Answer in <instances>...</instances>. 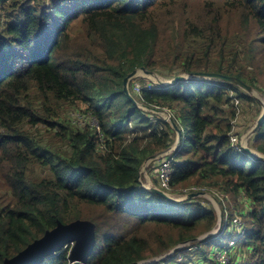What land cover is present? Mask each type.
Instances as JSON below:
<instances>
[{"label":"trees","instance_id":"1","mask_svg":"<svg viewBox=\"0 0 264 264\" xmlns=\"http://www.w3.org/2000/svg\"><path fill=\"white\" fill-rule=\"evenodd\" d=\"M143 67L192 76L140 77L139 92L131 79L128 94L125 78ZM212 73L264 95V0H0V264L78 220L96 234L86 264L144 261L148 233L154 255L169 253L151 264H220L227 248L204 246L230 228L180 247L216 227V209L140 180L177 139L151 109L169 110L183 133L171 192L219 190L225 218L233 197L245 232L232 264H264V158L232 141L240 101L260 100ZM253 138L264 155V120ZM73 244L33 264H71Z\"/></svg>","mask_w":264,"mask_h":264},{"label":"rangeland","instance_id":"2","mask_svg":"<svg viewBox=\"0 0 264 264\" xmlns=\"http://www.w3.org/2000/svg\"><path fill=\"white\" fill-rule=\"evenodd\" d=\"M254 23H252L253 26ZM262 57V53L259 54V58ZM154 77L150 76V74H139L137 75L138 77L133 78L135 80V83L137 85H141L142 82L139 80L140 77H147L148 81H151L153 83H158V82H162L164 84H167V82H169L172 79H165L164 77H162L161 75L155 73L153 74ZM259 80V84L262 86V90H264V73L262 75H260L258 77ZM141 82V83H140ZM252 96L258 98L260 100V104L258 105L257 103H252L250 101H246V100H241L239 107H237V110L239 112L238 117H236L235 121V128L233 130L234 134L238 133L240 135V137L238 138V136L236 135L237 139L234 137L232 138V141L236 144L238 142L241 143V145L245 148L250 150L254 155H259L264 156L255 146V144H253L254 138H253V134L255 133H250L251 129L256 125L259 117L261 115L264 114V95L261 91V89L259 88H253V90L250 92ZM240 100V99H239ZM154 112L162 115L164 118H167L169 120L170 117V112L168 110H154L151 109ZM239 139V140H238ZM174 149V146L172 148H170L168 151L171 152V150ZM167 151V152H168ZM163 154L159 155L157 158L162 161L163 159ZM158 160L154 161V159H148L146 160V162L143 164L142 168H141V177L140 180L142 182V184L148 188H157L159 190L161 189V185L160 182L156 183V178L157 176H159V165H156ZM197 188V189H196ZM192 187V188H185L182 191H180V193H172L171 191H168V195L171 198L177 199V201H183L184 199L189 198V196L191 194H193L194 192H199V187ZM172 190V189H171ZM201 191V190H200ZM204 193L203 194H199L196 195L195 197H197L199 199V201L202 202V204L205 205H212L216 211H217V216H218V222L216 227H214L212 230L207 231L199 236H197L194 240H192V242H187L185 244H181L180 247H184V246H189L191 244H193L194 242H198L201 240L206 239V235L209 232H212L213 234H217L221 229H223V231L226 233L229 228H230V232L234 231L231 234H226V235H222L223 233L221 232V234L215 238L214 240L208 242V245L204 246V249L206 250H211L212 245L215 244L218 247H220V249L224 250V248L226 249V251H221L219 250L217 252V260L219 261L220 264H232V257L235 256L237 249H233L237 246V242L240 240V237H242L243 233L245 232V228H244V217H242L241 215H238V208L234 202V198H231V201H229L227 203L226 206V210L228 212V216L225 218V216H223L224 220H228L226 222H224V220L222 221V223L220 222L221 219V215H223V203L224 201V194L219 192V190H215L213 189L212 191L207 190V188H203ZM193 197V198H195ZM237 209V210H236ZM230 217H236L233 219V221H230L229 219ZM227 222L230 223V225L225 228H221V226H225L227 224ZM224 233V234H225ZM164 234H161L160 237H164ZM233 236H235L234 238H232ZM147 238L149 241V250L147 252V259H145L144 261H141L139 264H151V263H155V262H160L165 260V258L168 256L169 253L163 254L161 256H156L154 255L153 252V247L156 245V234L155 233H148L147 234ZM231 240V241H230ZM72 243L75 244V241H71L70 244L72 245ZM73 244V246H74ZM191 250V249H190ZM193 253V252H192ZM191 253V254H192ZM191 254H187L185 256H181L179 257V259H183V258H190ZM246 260V258H242V261L244 262ZM191 264V263H189Z\"/></svg>","mask_w":264,"mask_h":264},{"label":"water","instance_id":"3","mask_svg":"<svg viewBox=\"0 0 264 264\" xmlns=\"http://www.w3.org/2000/svg\"><path fill=\"white\" fill-rule=\"evenodd\" d=\"M141 73L148 74V75L155 74L154 72H151L144 67L131 72L124 80L125 90L128 94H130L129 81L135 77H138L137 75ZM191 76H192L191 74H186V73L179 74L176 77L172 78V80L167 82V84H172L178 81L179 79L189 78ZM205 77L229 80L231 82H235L238 86L242 87L248 92H251L253 90V87L251 85L245 83L243 80L236 78V77L225 76V75L216 74V73L207 74ZM169 120H170L169 122L172 123L173 128L177 130V133H178L177 143L179 144L182 141V134H183L182 130L173 118L170 117ZM263 120H264V114L259 117L256 125L251 129L250 133H254L258 129V127L260 126ZM255 156L260 157L259 155H255ZM261 157L264 158V156H261ZM156 158L157 156H152L149 159H156ZM152 190L169 199L177 201V199L169 197L168 193L165 192L164 190H159L157 188H153ZM203 193L204 191H199L198 193L194 192L193 194L189 196V198L195 197L196 195L203 194ZM222 221H223V215H221V219H220L221 223ZM212 234H213L212 232H209L206 235V237ZM71 241L73 242L75 241V244L70 252V257H69L70 263L71 264H86L89 255L94 250L95 243H96V234H95L92 224L84 220H78L70 224H64L60 222L56 228L47 231L42 238L37 239L33 243L29 244L25 249H23L21 252H19L14 257L5 259L2 264L38 263V262H41L46 256L52 253H55L57 250L61 249L63 246L70 243ZM139 263L140 262H138L137 264Z\"/></svg>","mask_w":264,"mask_h":264},{"label":"built area","instance_id":"4","mask_svg":"<svg viewBox=\"0 0 264 264\" xmlns=\"http://www.w3.org/2000/svg\"><path fill=\"white\" fill-rule=\"evenodd\" d=\"M147 87L152 88L153 86H152V84H149ZM139 90H140V84L136 85V91L139 92ZM232 138H234V137H232ZM168 150L161 153V154H163L164 157H163V160H162L160 168H159V176H160L162 188H164L166 190H171L170 179H171L173 169H172V163H171L172 159L169 157V155L171 152H173V150H171V152H169Z\"/></svg>","mask_w":264,"mask_h":264},{"label":"crops","instance_id":"5","mask_svg":"<svg viewBox=\"0 0 264 264\" xmlns=\"http://www.w3.org/2000/svg\"><path fill=\"white\" fill-rule=\"evenodd\" d=\"M167 110V109H166ZM169 111V110H168ZM170 112V111H169ZM170 117H171V113H170ZM170 119V118H169ZM165 120H167V118H165ZM167 121H170V120H167ZM177 139H178V133H177ZM177 139H176V142L174 143V144H172L170 147H169V149L170 148H172L173 146H174V149H173V152L175 151V150H177L178 149V147L179 146H182V141L178 144L177 143ZM244 148V147H243ZM165 152V151H164ZM163 153V152H162ZM160 155V154H159ZM170 157V156H169ZM159 178V181H157V182H160V185H161V180H160V176H157V179ZM162 186V185H161Z\"/></svg>","mask_w":264,"mask_h":264},{"label":"clouds","instance_id":"6","mask_svg":"<svg viewBox=\"0 0 264 264\" xmlns=\"http://www.w3.org/2000/svg\"><path fill=\"white\" fill-rule=\"evenodd\" d=\"M163 160V159H162ZM162 162V161H161ZM161 165V164H160ZM160 168V167H159ZM161 189L162 190H164L165 192H167L168 193V191H172V190H166V189H164V188H162V186H161Z\"/></svg>","mask_w":264,"mask_h":264},{"label":"bare ground","instance_id":"7","mask_svg":"<svg viewBox=\"0 0 264 264\" xmlns=\"http://www.w3.org/2000/svg\"><path fill=\"white\" fill-rule=\"evenodd\" d=\"M145 75V74H144ZM150 76L154 77V75L150 74ZM45 96V95H44Z\"/></svg>","mask_w":264,"mask_h":264}]
</instances>
